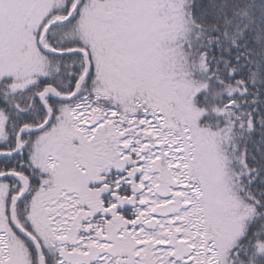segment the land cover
I'll return each mask as SVG.
<instances>
[{"label":"snow or ice","instance_id":"1","mask_svg":"<svg viewBox=\"0 0 264 264\" xmlns=\"http://www.w3.org/2000/svg\"><path fill=\"white\" fill-rule=\"evenodd\" d=\"M0 264H264V0H0Z\"/></svg>","mask_w":264,"mask_h":264}]
</instances>
